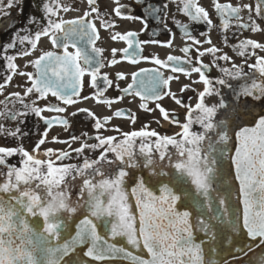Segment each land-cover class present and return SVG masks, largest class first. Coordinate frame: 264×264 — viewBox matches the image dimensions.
Returning <instances> with one entry per match:
<instances>
[{"label": "snow or ice", "instance_id": "6c2138e0", "mask_svg": "<svg viewBox=\"0 0 264 264\" xmlns=\"http://www.w3.org/2000/svg\"><path fill=\"white\" fill-rule=\"evenodd\" d=\"M24 2L0 0V20L13 7L23 15ZM85 2L82 14L66 18L80 9L67 0H39V16H26L20 27L12 20L4 25L12 32L0 41V264H242L240 257L250 254L248 264H264V253L253 252L258 238L264 245V42L245 38L232 45L236 63L210 35L216 29L228 47L232 28L264 33V0H211V11L199 0H168L160 7L135 0L144 4L143 19L124 15L120 0H112L111 12H101L99 0ZM170 3L188 18L171 17L187 38L179 49L183 56L144 55L148 45L172 48ZM116 18L141 20L144 28L155 19L170 38L141 40L139 32L116 30ZM190 24L208 29L199 33L203 39ZM101 30L125 47H110L105 56ZM44 40L47 49L40 47ZM124 62L155 67L127 72L119 67ZM17 76L23 82L14 85ZM110 90L117 95L109 96ZM187 92L196 93L194 104L191 96L185 101ZM166 99L175 107L165 106ZM90 100L108 114L79 106ZM125 100L136 109L116 107ZM142 114L152 120L137 129ZM151 123L179 131L162 134ZM77 124L84 126L79 134ZM56 127L66 138L51 135ZM32 137L29 150L24 141Z\"/></svg>", "mask_w": 264, "mask_h": 264}, {"label": "flooded vegetation", "instance_id": "af4514ba", "mask_svg": "<svg viewBox=\"0 0 264 264\" xmlns=\"http://www.w3.org/2000/svg\"><path fill=\"white\" fill-rule=\"evenodd\" d=\"M6 2V0H5ZM168 2V0H145V3H150L151 5H153L154 7H160L162 4ZM218 2L221 3H232V4H237V3H251V4H255L256 0H218ZM67 3L69 4H74L75 7L79 8L80 11H71L66 15V18H71L77 15L82 14L83 10H85L86 8V2L85 0H67ZM199 3L204 6L206 9H209L210 11L211 9V0H199ZM39 4V0H25L24 2V13L23 15H18V8L17 7H13L11 9H9L8 11L10 12V16L9 17H5L2 20H0V41H6L9 39L12 30H5L4 29V25H6L9 20L15 21L16 27H20L23 25L24 23V18L32 13L35 12V14L37 16H39V12L37 11V9L34 7L35 5ZM120 4L126 6L124 9H122L124 15H132V16H139L142 19L144 18L145 12H144V4H137L135 3V0H120ZM116 5L112 2V0H99V7L101 12H104L105 10H107L108 12H111L112 9L115 7ZM168 15H169V27L172 29L173 33H175V36L173 38V46L172 48H167V47H161L159 45H148L145 46V51H144V55H159L160 58H166V56L168 54H173V55H178V56H183V53L180 52V48L184 46L185 42H187V38L183 36L182 33L179 32L178 29H176L172 24H171V17L173 15L176 16L177 19L181 20V22L184 23H188V18L183 16L182 14H179L176 11V5L175 4H169V9H168ZM242 15H245L246 18V12L242 13ZM115 18V17H113ZM117 19V24H118V28L116 30L124 32V31H135V32H139L140 36L139 39L141 40H145V39H156L159 41H167L170 37L167 31H165L163 29V25L161 23H159L158 21H156L155 19L149 18L147 21V28H144V25L141 23V20H128V19ZM212 19L213 22L215 24L219 23V20L216 16V14L213 12L212 13ZM259 22V21H258ZM141 29H144L143 32H141ZM190 30L192 32V34L194 36H196L198 39H203V37H201L199 35L200 32L202 31H208V29L203 25V24H190ZM233 33H236V36H233ZM211 35V39L213 41V43L222 48L225 52H227L230 56H233L234 58V62L236 63H240V59L235 57L234 52L232 51V45L237 44L239 42V40L245 39V38H252L255 39L259 42H264V33H252L250 31H243L242 33L238 32L235 28H232L228 33V37H229V42H228V47H225L224 44L222 43V35L220 32H218L216 29H213L210 33ZM101 36L104 38L105 43L100 45V42H98V45L103 46L106 48L105 51V56L109 55V51L108 49L110 47H117V48H122L125 47V45L122 42H118V43H112L109 41L108 37H109V33L101 30ZM41 48L47 49L50 47V45L48 44L47 40H44L41 42L40 45ZM204 47H207V45H204ZM70 51H74L73 49H70ZM264 54V53H261ZM193 56H195V53H192ZM212 58L210 56H205L203 58L205 63H208ZM19 64L23 65V63L25 62L24 60H19L17 61ZM249 62H254V60L252 58H249ZM222 66H230L228 64H226L225 62H220ZM120 68L125 69L127 72H131V71H136L138 70V68L143 67V68H153L155 67V65L151 64L150 62H141L139 65H131L127 62L122 63L120 66ZM27 71H33L32 68H28L26 69ZM117 68H112V69H104L103 71H108L110 74H114L115 71H117ZM247 71V69H245ZM162 71L165 72V74H169L167 69H163ZM211 75L213 77L218 75V70L213 69ZM193 78L195 79V75L193 76ZM22 83L23 80L22 78H20L19 76L15 77L13 84L15 85L16 83ZM130 82V79L129 81ZM181 82H187L185 80V78L181 77ZM122 86H126L125 82H122ZM178 87L177 84L173 83L172 84V88L173 90H176ZM195 87H197L198 89L201 87L200 85H196ZM14 90H18L15 87H10L8 89V91H14ZM91 89H85V93L84 94H90ZM109 96H114L117 95L116 92L114 91H109L108 92ZM191 96L193 97L191 103H195V96L196 93L194 92H187L184 94V98L185 101L188 102L187 98ZM210 103L212 101H209ZM138 103V101H137ZM165 106L169 107V108H173L175 107V105L168 99H166L164 101ZM81 107L87 106V107H92L94 108V110L97 112L98 115H105L108 114L106 112V109L102 106H96L95 103L93 101H88L87 104H81L79 105ZM152 105H150L151 107ZM116 107H131L133 110L136 109V104H132L129 105L127 103V100H125L123 103L116 105ZM257 111H259L257 109ZM178 113H179V119L181 122L184 121V110L183 109H178ZM47 115V114H46ZM152 120V116L148 115V114H142V118L141 120L135 125V128H140L141 125L143 123H147L149 121ZM114 123H122V128L124 131H129L132 130V125L126 122H120V121H114ZM254 123V122H252ZM32 124V118H29L28 121V125L31 126ZM84 127L82 124H77L74 128V131L76 134H79L80 129ZM151 128L157 129L159 132H161L162 134H173L177 131H179V128L175 125H171V124H167L164 123L163 127H159L157 124L155 123H151ZM193 130H199L198 126L193 127ZM59 134L61 138H66V133H64L59 127H56L51 135H57ZM106 134H115V133H106ZM34 142H35V137H32L31 139H27L24 141L25 147H27L29 150L34 146ZM4 141L0 140V144H3ZM44 147H55V148H60L62 147L61 145H54V144H46ZM17 159L15 158L13 160H11V163L15 164L17 163ZM69 162V161H66ZM70 162H76L75 160L70 161ZM234 184V192L235 189L238 188V183L233 181ZM154 191H156L154 189ZM158 194V191H157ZM233 199H235V195L233 196ZM130 206H131V210L133 212V214L136 215L135 213V209H134V205L132 202V198H130ZM100 232L102 235L105 234V229L103 227H101ZM118 244H123L124 240L122 238H117L116 241ZM253 252L256 253L257 255H259L260 253H264V245H261V242L259 240V238L257 239L256 242H253ZM252 258V255L250 254V256L248 258H244V257H240V260L242 261V264H248L249 259ZM91 264H96V262H91ZM103 264H128L127 261H123V260H115V261H105L103 262Z\"/></svg>", "mask_w": 264, "mask_h": 264}, {"label": "water", "instance_id": "95a60500", "mask_svg": "<svg viewBox=\"0 0 264 264\" xmlns=\"http://www.w3.org/2000/svg\"><path fill=\"white\" fill-rule=\"evenodd\" d=\"M238 183V182H237ZM159 194V193H158ZM132 202H133V205H134V209H135V213H136V215L138 216V211L136 210V208H135V200L134 199H132Z\"/></svg>", "mask_w": 264, "mask_h": 264}]
</instances>
